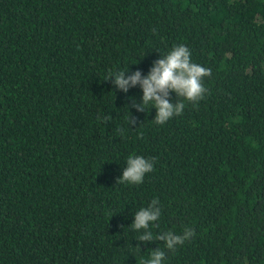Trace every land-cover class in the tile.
I'll return each mask as SVG.
<instances>
[{
	"label": "trees",
	"instance_id": "obj_1",
	"mask_svg": "<svg viewBox=\"0 0 264 264\" xmlns=\"http://www.w3.org/2000/svg\"><path fill=\"white\" fill-rule=\"evenodd\" d=\"M178 45L211 69L207 92L156 124L139 85L104 79ZM129 155L154 159L141 184L117 182ZM154 198V237L195 236L138 241ZM156 247L163 264H264V0H0V264H141Z\"/></svg>",
	"mask_w": 264,
	"mask_h": 264
},
{
	"label": "clouds",
	"instance_id": "obj_2",
	"mask_svg": "<svg viewBox=\"0 0 264 264\" xmlns=\"http://www.w3.org/2000/svg\"><path fill=\"white\" fill-rule=\"evenodd\" d=\"M127 71V68L116 71L104 80L112 77L113 86L125 93L130 88L139 85L142 90V97L140 102H133L132 107L138 112H146L154 107L156 111L153 120L156 124L161 125L174 116L181 115L185 108V101L196 104L203 99L207 92L203 81L205 77L211 75V69L192 62L191 52L184 45L173 47L166 55L153 61L146 75H142L139 69L126 75ZM170 92L175 93L176 97L181 99L170 102ZM98 119L101 118L98 117ZM103 119L104 122L108 121L107 118ZM127 119L128 125L136 124V119L130 113ZM120 131L123 133V129ZM153 168V158L129 155L126 166L123 168L122 175L117 178V182L141 184L145 175L153 171ZM160 216L161 208L155 198L147 207H142L134 213L131 229L138 232L143 230L142 234L136 238L138 241H163L165 248L174 250L177 245H181L195 236L194 229L186 227L182 234H174L168 231L154 237L150 225L155 226V222L159 220ZM137 247L139 249V245ZM164 258V250L156 247L150 253V258L142 261L141 264H163Z\"/></svg>",
	"mask_w": 264,
	"mask_h": 264
}]
</instances>
